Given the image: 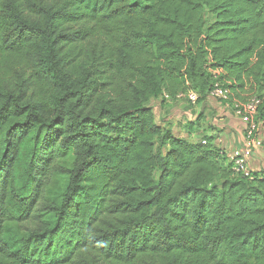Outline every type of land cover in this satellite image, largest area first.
Listing matches in <instances>:
<instances>
[{"label": "trees", "instance_id": "1", "mask_svg": "<svg viewBox=\"0 0 264 264\" xmlns=\"http://www.w3.org/2000/svg\"><path fill=\"white\" fill-rule=\"evenodd\" d=\"M217 85L264 119V0H0V264H264V170L151 104Z\"/></svg>", "mask_w": 264, "mask_h": 264}, {"label": "crops", "instance_id": "2", "mask_svg": "<svg viewBox=\"0 0 264 264\" xmlns=\"http://www.w3.org/2000/svg\"><path fill=\"white\" fill-rule=\"evenodd\" d=\"M157 103V104H156ZM178 101L162 98L152 100L153 111L158 121L163 120L170 122L173 129L179 135H186L187 132L183 128V124L187 121L202 119L200 123L207 127L204 131L206 135L214 136L215 143L222 148L229 156L234 150L247 146L245 139V123L240 116L230 106H225V112H221L219 119L211 118L202 114L207 108L193 110L185 105L177 104ZM218 111H221L219 109ZM209 124V125H208ZM185 130V131H184ZM203 133V132H202ZM196 135V134H193ZM192 135V137H193ZM257 135L264 136V128L259 126ZM264 170V149L253 148L252 157L246 161V171Z\"/></svg>", "mask_w": 264, "mask_h": 264}, {"label": "built area", "instance_id": "3", "mask_svg": "<svg viewBox=\"0 0 264 264\" xmlns=\"http://www.w3.org/2000/svg\"><path fill=\"white\" fill-rule=\"evenodd\" d=\"M211 94L219 97V99H223L226 98L227 92L217 85ZM183 97H186L193 104H195L199 98L198 93L195 91H190L186 95L179 94L177 100H181ZM261 103L262 99L255 96L235 110L245 123L244 135L247 142V146L236 149L229 155V159L234 162V169L237 172L248 174L249 172L246 171V161L252 157L253 148L264 149V136L260 137L257 135L259 126L264 128V119L256 120Z\"/></svg>", "mask_w": 264, "mask_h": 264}, {"label": "rangeland", "instance_id": "4", "mask_svg": "<svg viewBox=\"0 0 264 264\" xmlns=\"http://www.w3.org/2000/svg\"><path fill=\"white\" fill-rule=\"evenodd\" d=\"M212 18L213 17L210 14H207V21H211ZM176 101H178L177 104L185 105L193 110H200L202 107L207 108V110L204 111L203 114L215 119H219V115L221 114V112H225L224 107L226 106V104L223 103V101L219 99V97L214 96L213 94H210L206 100L196 102L195 104L191 103L186 97H183V99ZM219 109H221V111H218Z\"/></svg>", "mask_w": 264, "mask_h": 264}]
</instances>
